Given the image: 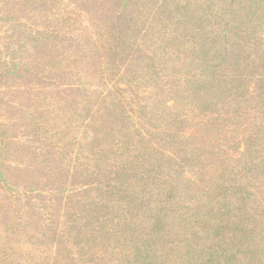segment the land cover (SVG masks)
<instances>
[{
	"label": "trees",
	"instance_id": "trees-1",
	"mask_svg": "<svg viewBox=\"0 0 264 264\" xmlns=\"http://www.w3.org/2000/svg\"><path fill=\"white\" fill-rule=\"evenodd\" d=\"M232 2L192 11L185 16L191 19L186 34L167 11L174 28H164L172 32L162 39L164 48L185 55L174 63L158 55V43L146 40L156 32L154 10L145 15L138 0H112L116 8L105 13L106 35L94 54L104 80L113 75L120 83L108 90L119 88V97L111 94L104 105L107 94L97 101L91 94L84 96L85 103L70 96L83 86L60 89L70 105L66 108L86 111L104 139L110 127L120 126L122 136H113L110 145L116 157L102 148L94 152L99 159L94 170L82 163L74 172L72 162L55 157L59 143L52 138L30 146L32 158L45 164L43 176L36 178L49 185L35 187L32 176L15 174L26 188L19 194L6 191L8 205L0 203V264H264V37L255 39L251 52L253 28L244 26L248 31L239 33L240 12ZM45 31L49 38L54 33ZM34 45L41 51L40 43ZM125 61H132L133 69L125 68ZM172 97L184 105L176 108ZM93 101L95 108L89 106ZM148 102L163 106L169 119L163 116L158 125L132 134L123 131L125 121L143 120L136 113ZM61 111L67 120L68 111ZM29 123L39 134L48 131L50 119L42 113ZM98 138L95 145L102 141ZM106 160L112 168L96 182L68 188L76 177L97 175ZM3 161L0 167L7 168ZM187 166L195 176L180 179ZM34 218L39 235L34 238L49 246L26 260L13 247L11 234L31 237Z\"/></svg>",
	"mask_w": 264,
	"mask_h": 264
},
{
	"label": "rangeland",
	"instance_id": "rangeland-1",
	"mask_svg": "<svg viewBox=\"0 0 264 264\" xmlns=\"http://www.w3.org/2000/svg\"><path fill=\"white\" fill-rule=\"evenodd\" d=\"M230 1L232 2V0H138L139 8L145 15L149 10H154L156 13L153 26L156 32L146 40L148 43L150 40H154L159 44L158 52L161 54L158 53V55H162L164 60L177 63L176 60L185 59V55L171 52L168 48H164L165 44L162 43L164 37L168 38L170 34L172 35L171 30L168 31L164 28H174L173 20L167 11L173 12L174 21L183 23L179 31L186 34L188 33L186 27L190 25L187 21L191 19L187 20L185 16H190L192 11L202 12L203 9L214 5L227 7L226 2ZM111 3L112 0H46L44 4H41L40 0H0V159L1 161L5 160L3 162L9 168L8 170L5 165L0 167V171H3V175L0 174V186L4 190L0 195V200H2L0 203L5 207L8 205L6 191L19 194L26 188L23 185L25 183L16 177L17 172L25 177L32 176L30 178L34 179L33 186L35 187L49 185L47 181L43 183L45 180L38 182L36 176H43L44 171H41L40 168L45 167V164H38L36 158H32V149L30 148L32 145L41 146L40 143L44 139L52 138L54 142L59 143L53 150L56 156L54 154L53 156L59 160L66 159L67 165L72 162L74 172L81 171L85 165L91 171L94 170L99 160L94 152H98L102 148H108V155L116 157L111 154L113 148L110 145H112L113 136H122L118 133L120 126L110 127L112 131L109 129L110 135L106 134L104 139L102 130L99 131L101 127L99 128V124L91 125L86 111L80 110L77 111L79 114H76L75 109L68 110L66 108L70 105L65 101V93L60 89L61 87L69 88L71 85L83 86L84 91L81 89L74 91L78 96L74 93H71L70 96L72 100L82 99L81 101L85 103L87 101L84 96L91 94L96 101L102 99V93L107 94L104 105L112 99L111 94L119 97V88L111 93L108 90H114L117 85L120 87V83L115 82L116 77L113 75L107 76L108 80H104L101 76L103 74L98 71L97 56L94 54V46L97 42L101 43L102 38L106 35L103 29L107 21L105 13L111 9L115 11L116 7L111 6ZM261 5L263 6L260 7ZM231 7L240 12L238 15L241 18L239 33L243 28L246 29L244 26L248 27L250 31L253 28L252 38H248L249 44L252 45L250 50L252 52L256 46L255 39L264 37L262 35L264 31V0H234ZM119 9L122 10V6ZM33 30L36 31L33 32ZM45 30L54 33L50 34L49 38V34ZM43 35L46 36V39L42 38ZM144 37L147 35L142 38ZM36 43H40L41 51L39 52L33 49ZM144 52L146 53L145 49ZM137 54L139 58L144 59L140 52ZM132 64H134L132 61H125L124 67L133 69ZM163 67L164 65L159 62L158 68L164 69ZM182 75L184 76V74ZM172 99H174L176 108H178L177 104L184 105V102L177 103L175 98L172 97ZM96 101H93L89 106L95 108ZM158 106L160 107L154 105L153 102L140 105L136 117L143 116V120L125 121L123 131L132 134L136 130L141 131V127L145 130L149 126H156L169 119L168 113L163 111V106ZM141 107L145 116L140 113ZM71 108L74 106L72 105ZM100 108L104 112L105 109ZM61 109L68 111L67 120H65ZM42 113L43 116H48L50 119L48 131L35 134L29 121L31 122V119L38 120ZM163 116L166 119H163ZM105 125L109 126L110 123L106 122ZM57 128L63 129V132L60 131V134H57L55 132ZM191 129L192 127L187 128L186 131L190 132ZM98 134V139L102 138V141L95 145L93 138ZM101 135L102 137H100ZM82 146H85V149ZM73 157L75 158L73 159ZM82 163L83 166H81ZM111 168L112 161L106 160L102 163V168L97 175L84 176L79 179L76 177L75 179L78 181L74 180L73 182H70L69 178L66 179L67 182H70L67 184L68 188L72 189L73 183H86L91 180L96 182L99 175L106 174ZM184 176H195L194 170L188 166L185 167L179 178H184ZM185 199H187L185 203H188L191 198ZM48 205L52 208L50 203ZM53 206L55 209L58 207L57 204H53ZM35 221L36 218L30 222L33 223L31 227L33 237L27 236L25 232L11 234L15 240L13 247H16L19 254H21L20 251H23L22 256L26 260L35 259L34 257L40 255L42 251L45 253L46 247L49 246L48 241L43 239L39 242L35 239L39 236L34 231ZM0 225L3 226L1 221ZM1 237L2 234H0ZM76 255L75 250L73 256ZM19 256L17 255V257Z\"/></svg>",
	"mask_w": 264,
	"mask_h": 264
}]
</instances>
